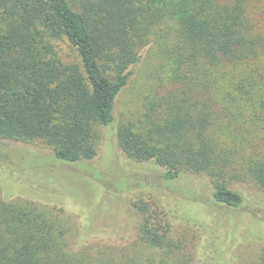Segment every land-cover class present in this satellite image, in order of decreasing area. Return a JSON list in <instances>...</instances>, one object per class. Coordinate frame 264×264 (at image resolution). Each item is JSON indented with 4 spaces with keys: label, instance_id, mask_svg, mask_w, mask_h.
I'll return each instance as SVG.
<instances>
[{
    "label": "trees",
    "instance_id": "trees-1",
    "mask_svg": "<svg viewBox=\"0 0 264 264\" xmlns=\"http://www.w3.org/2000/svg\"><path fill=\"white\" fill-rule=\"evenodd\" d=\"M147 46L152 65L117 125L125 156L163 170L158 190L203 174L210 204L239 207L240 185L264 192V0H0V139L41 141L61 161L92 159L98 129L113 123ZM133 207L140 221L131 244H81L69 240L62 207L0 196V264H196L198 251L213 256L211 241L200 247L196 232L178 233L177 219L212 232L176 203L151 197Z\"/></svg>",
    "mask_w": 264,
    "mask_h": 264
},
{
    "label": "rangeland",
    "instance_id": "rangeland-1",
    "mask_svg": "<svg viewBox=\"0 0 264 264\" xmlns=\"http://www.w3.org/2000/svg\"><path fill=\"white\" fill-rule=\"evenodd\" d=\"M153 50L147 46L141 51L140 62L116 99L113 123L98 129L92 159L61 161L41 141L0 139V196L52 211L62 207L69 216L71 242L115 246L135 239L140 218L133 203L154 197L160 204L176 203L184 216L194 217L212 232L198 233L196 227L175 220L179 234L191 238L196 232L193 240L200 247L213 243L210 260L198 251L196 264H258L264 253V192L240 185L244 200L239 207L210 204L211 184L203 174H184L171 182L177 190H158L163 170L152 162L128 159L117 144L120 115L140 90ZM181 189L199 193L206 203Z\"/></svg>",
    "mask_w": 264,
    "mask_h": 264
}]
</instances>
